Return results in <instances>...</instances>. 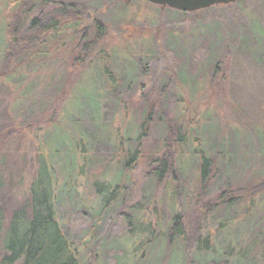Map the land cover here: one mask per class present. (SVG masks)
I'll list each match as a JSON object with an SVG mask.
<instances>
[{
    "label": "rangeland",
    "instance_id": "rangeland-1",
    "mask_svg": "<svg viewBox=\"0 0 264 264\" xmlns=\"http://www.w3.org/2000/svg\"><path fill=\"white\" fill-rule=\"evenodd\" d=\"M69 5L86 6L82 19ZM16 18L60 30L35 33L20 55L7 28ZM94 22L104 35L84 58L75 33ZM169 121L185 142L171 150L177 179L157 183L147 169L167 151ZM128 149L144 158L124 169ZM195 150L213 164L204 184ZM39 156L80 264H219L231 247L241 253L230 264H264V0L193 13L143 0H0L4 226L28 208ZM176 215L186 228L199 219L211 250L169 236Z\"/></svg>",
    "mask_w": 264,
    "mask_h": 264
},
{
    "label": "trees",
    "instance_id": "trees-1",
    "mask_svg": "<svg viewBox=\"0 0 264 264\" xmlns=\"http://www.w3.org/2000/svg\"><path fill=\"white\" fill-rule=\"evenodd\" d=\"M69 6L75 9L73 17L78 20L82 19L81 15L87 10L85 5L80 7H75V5ZM7 28L12 32V35L20 36L19 43L15 46L18 49L17 53L20 55L30 54L28 48L31 44L35 43V33H45L48 30L57 32L60 30L57 24L51 19H45L44 21L34 19L29 25L24 27L23 21L16 18ZM75 34L77 36L81 35L75 46L76 53L83 54L84 58H88L92 49L103 38V26L98 22H94L90 28L77 31ZM57 100L58 98L54 102V107L57 106L55 105ZM150 116L151 112H147L142 123L148 129L151 127ZM169 123L168 139L165 140V148L167 151L152 160L147 169L150 177L157 183L163 182L166 178L172 180L177 179L175 177L177 173L175 152H171V150L177 145L183 146L185 142L182 127L172 121H169ZM172 136H175V139ZM172 141L175 142L168 144V142ZM119 148L120 142H118L117 150ZM194 155L197 156L198 161L199 181L201 184H204L208 181L207 179L210 176L213 164L206 155L204 156L198 150L194 151ZM73 156L75 157V155ZM123 156H129L131 158L128 163H125L124 169H129L131 167L129 164L133 165L144 158V155H141L138 149L125 150ZM38 166H41L42 172L36 177L34 176L31 180L28 189V208H22L13 212L5 226L2 212H0V234L4 231L1 242L3 254L0 259V264H80L76 250L74 249V251L71 248L68 238L62 232L56 219V188L52 175L53 172L49 164L41 156L38 157ZM250 194L254 195L255 191H251ZM198 220L194 219V225L186 228V222L182 221L180 216H173L169 236L178 235L182 239V242L187 245L188 249L192 248L193 245L197 252L211 250L210 244H207V248L202 249V245L209 243V240H202V237L199 236L198 226L200 224ZM168 243L169 240L167 241ZM229 249L225 252L224 258L219 264H230L231 260L233 262L237 260L241 250H237L235 247ZM234 251L235 255L232 256ZM163 258H167V251ZM190 259L188 258L186 260L188 264L190 263ZM251 261L255 262L256 260L251 259ZM210 264L218 263L212 261Z\"/></svg>",
    "mask_w": 264,
    "mask_h": 264
},
{
    "label": "water",
    "instance_id": "water-1",
    "mask_svg": "<svg viewBox=\"0 0 264 264\" xmlns=\"http://www.w3.org/2000/svg\"><path fill=\"white\" fill-rule=\"evenodd\" d=\"M152 5L167 7L181 13H193L216 5H229L240 0H143Z\"/></svg>",
    "mask_w": 264,
    "mask_h": 264
}]
</instances>
